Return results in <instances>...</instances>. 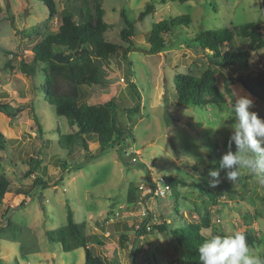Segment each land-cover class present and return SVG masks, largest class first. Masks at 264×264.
Segmentation results:
<instances>
[{
	"label": "rangeland",
	"instance_id": "374dc122",
	"mask_svg": "<svg viewBox=\"0 0 264 264\" xmlns=\"http://www.w3.org/2000/svg\"><path fill=\"white\" fill-rule=\"evenodd\" d=\"M100 1L105 10L104 19L110 25L105 37L119 46L117 56L108 67L113 83L106 88L79 85L78 104L91 102L103 108L107 101L115 98L120 105L118 121L124 128L131 129L132 135L122 152L116 146L90 159L79 170L63 172L58 160L67 159L72 164L83 162L85 158L84 150L79 148L75 158L69 159L59 143L60 133L72 132L77 126L71 127L68 119L58 116L46 101V74L39 70L46 65L40 62L34 76L21 68L22 62L33 63L31 48L41 38L29 36L30 29L47 26L56 31L60 15L49 20L48 8L39 0H8L9 13L7 0H0V48L13 53L0 49V103L23 105V111L15 119L5 114L0 118V129L8 139L7 149H0V175L5 174L11 182L10 191L0 205V227L5 221H11L12 233L21 235L18 241L0 238V264H84V248L66 252L61 243L52 242L47 236L49 230L66 224L69 207L77 222L88 224L89 232L97 230L107 237L105 246H91L96 255L111 258L115 254L121 264H188L169 232L155 231L148 237L137 238V229L146 220L149 225L167 222L170 229L182 227L187 218L198 220V210L203 209L204 200L213 212L212 227L204 229V235L211 236L214 230L230 233L252 229L258 242L251 247H259L256 254L264 258V187L247 170H241L238 180L232 183L219 165L234 132L231 125L235 120L229 112L234 101L228 96L223 107L206 108L177 103L176 75L201 74L210 64V54L188 47L183 41H177L174 47L161 53L145 51L153 23L182 14H190L193 19L189 27L178 32L182 40L204 29L235 27L248 22H259L264 33L262 0L184 3L154 0L156 12L146 17L145 5L151 0ZM56 3L61 13L69 1L56 0ZM11 15L14 24L9 19ZM130 24L134 25L133 40L140 48L131 50L127 61L123 52L130 43L123 39L122 32L130 28ZM166 37L177 40L176 36ZM237 44L247 47L240 37ZM251 61L254 70L264 68V50L253 54ZM218 71V82L225 89L226 80L233 72L221 67ZM131 83L136 84L142 100L140 112L128 115L123 108L138 102ZM231 87L235 98L243 95L252 99L250 111L264 119V104L243 82L237 81ZM37 119L43 126V137L38 134ZM90 145L92 153L96 154L99 145L96 138ZM201 148L207 151L201 152ZM235 150L232 142V151ZM32 156L42 158L43 163L39 171L26 176L30 169L26 161ZM191 159L195 162L191 163ZM210 169L220 171V183L215 187L208 184L213 193L220 196L215 203L208 196H201L199 186L193 185L203 180L208 183ZM39 176L49 187L35 186ZM61 176L64 179L58 182ZM162 177H178L187 180L189 185L166 189L162 197L151 195L153 197L146 198L138 208L127 207L131 182L143 185L148 197L149 187L158 184ZM220 189L225 193L223 196ZM40 195L44 196V205ZM98 223H104V228ZM122 233L129 236L126 247H121ZM135 248L137 251L133 254Z\"/></svg>",
	"mask_w": 264,
	"mask_h": 264
},
{
	"label": "trees",
	"instance_id": "16d2710c",
	"mask_svg": "<svg viewBox=\"0 0 264 264\" xmlns=\"http://www.w3.org/2000/svg\"><path fill=\"white\" fill-rule=\"evenodd\" d=\"M45 4L49 11V20H53L60 15L59 27L56 31L32 27L29 36L41 37L33 46V63L22 62L21 68L25 73L34 76L38 71V64L44 63L46 66L40 68L46 74L45 79V98L54 108L60 117H65L71 127L77 126V129L69 133H60V146L67 151L69 159L75 158L76 151L81 148L85 152L83 162L70 164L67 159L58 160L57 164L63 172L76 171L82 168L83 164L90 159L99 156L116 146L121 150L129 145L127 142L132 135L131 129L124 128L118 121L119 103L115 98L105 103V106L98 107L91 102L78 104L79 85L86 84L91 87H109L113 81L109 78L108 67L112 59L116 57L119 50L118 44L106 39L105 33L110 28L109 23L104 19L105 10L100 0H68L67 6L59 13L56 0H39ZM168 0H160L166 3ZM178 2H188L190 0H172ZM94 5V6H93ZM264 7V0H262ZM156 1L151 0L145 5L144 17L156 12ZM7 11L11 13V7L7 0ZM12 23H15L13 15L9 16ZM193 22L190 14L171 16L154 22L148 36V46L145 49L147 53H161L176 45L177 41H183L188 47H193L201 51H207L210 54V64L201 74L178 73L176 75V95L178 105H193L195 107L206 108L208 106L223 107L228 96L235 102V95L232 85L241 81L251 87L252 94L256 99L264 104V68L254 70L252 68L251 58L253 54L264 50V33L259 22H248L235 27H224L220 29H204L192 37L182 40L179 31L189 27ZM166 35L176 36L177 40H172ZM134 25L126 28L122 32L124 40L130 43V46L124 50L123 57L129 61V52L133 49H139L134 40ZM237 37L242 38L247 47H241L237 44ZM62 49L64 53L71 51L84 50L80 55L74 56L67 63H58L53 60L56 49ZM4 50L7 54H13L12 51ZM131 64V63H130ZM218 67L228 69L233 72L226 80L225 89L221 88L217 74ZM237 73L236 76L234 74ZM131 91L138 97L135 106L128 105L123 110L128 115L139 113L141 110V96L135 83L130 84ZM23 111V105L15 107L10 103H0V118L2 114L11 119H15ZM38 134L44 136V129L37 119ZM96 138L98 142V152L92 153L90 142ZM8 139L0 129V149H7ZM29 171L26 176L35 174L41 168L43 159L39 157H30L27 161ZM72 165V166H71ZM224 174L223 187H225L226 176ZM64 176L59 178L63 181ZM164 185L170 190H175L180 184L189 185L187 180L178 177H162ZM57 182V183H58ZM56 183V184H57ZM193 185L199 186L201 196H208L212 203L217 201L220 196L213 193L208 187L207 181L200 183L194 182ZM11 182L5 174L0 175V205L4 202L5 195L10 191ZM35 186L49 187L47 181L40 176L35 181ZM143 185L137 182H131L127 190V207L135 209L146 200ZM264 187V185H263ZM223 196V190L220 189ZM152 193L148 198L151 199ZM157 198L158 196L155 195ZM161 197V196H160ZM203 202V209L198 210L199 218L190 219L186 215H179L187 218L184 225L179 228H169L167 222L160 224H151L145 221L137 229V238L148 237L156 232H169L172 238L180 246L183 256L188 264H199L198 247L205 239L213 235H225L224 231L214 230L211 236L202 233L204 229L212 227V209ZM107 220V219H106ZM5 221V220H4ZM99 224V223H98ZM99 227L104 228V223ZM100 229V230H101ZM14 225L11 221H5L0 227V238H11L18 241L21 235L12 233ZM243 232L250 246L258 242V238L252 229H245ZM48 238L52 242L61 243L64 251L70 252L79 248H84L86 258L84 264H121L117 255L111 258L96 255L92 251V245H106V238L100 231L89 232L86 222H77L74 218V212L69 207L67 222L55 230L47 232ZM129 236L126 233L121 234V247H126ZM137 242V241H136ZM136 249V248H135ZM133 250V254L137 251ZM264 260V258H262Z\"/></svg>",
	"mask_w": 264,
	"mask_h": 264
},
{
	"label": "clouds",
	"instance_id": "9594fccd",
	"mask_svg": "<svg viewBox=\"0 0 264 264\" xmlns=\"http://www.w3.org/2000/svg\"><path fill=\"white\" fill-rule=\"evenodd\" d=\"M253 101L247 96L235 98L229 112L235 123L231 135L228 151L222 155L220 169L226 170L227 179L236 182L241 170L255 177L256 181L264 185V119L254 111ZM232 142L236 146L232 151ZM206 152V148H201ZM191 163L195 161L191 159ZM220 171L210 169L207 174L208 184L215 187L220 183ZM259 247L252 248L246 235L240 231H232L225 235H213L205 239L198 247L199 264H264L258 253Z\"/></svg>",
	"mask_w": 264,
	"mask_h": 264
},
{
	"label": "water",
	"instance_id": "95a60500",
	"mask_svg": "<svg viewBox=\"0 0 264 264\" xmlns=\"http://www.w3.org/2000/svg\"><path fill=\"white\" fill-rule=\"evenodd\" d=\"M83 52H84V50H78V51H71V52H69V53L66 54L63 51H58L53 56V60L56 61V62H58V63L67 64V63H69L72 60V58L74 56L80 55ZM244 84L247 87V89L250 92H252L251 87L248 86L246 83H244ZM43 197H44L43 195H40V198H39L40 199V202L42 203V205H44V203H43Z\"/></svg>",
	"mask_w": 264,
	"mask_h": 264
},
{
	"label": "built area",
	"instance_id": "2783aa9c",
	"mask_svg": "<svg viewBox=\"0 0 264 264\" xmlns=\"http://www.w3.org/2000/svg\"><path fill=\"white\" fill-rule=\"evenodd\" d=\"M160 185H163L164 187H162ZM142 188L145 190L144 186H142ZM149 188H150V190L148 191L149 194L152 193V195H154V196L156 195V196H161V197L166 194V189H169L168 187H166L164 185L163 179L162 180L160 179V181H158V184H156L155 186L154 185L150 186ZM149 194H148V196H149ZM147 210H148V208H147ZM147 212L146 213L144 212L143 214L146 215Z\"/></svg>",
	"mask_w": 264,
	"mask_h": 264
},
{
	"label": "crops",
	"instance_id": "0c3cea01",
	"mask_svg": "<svg viewBox=\"0 0 264 264\" xmlns=\"http://www.w3.org/2000/svg\"><path fill=\"white\" fill-rule=\"evenodd\" d=\"M148 198V197H147Z\"/></svg>",
	"mask_w": 264,
	"mask_h": 264
}]
</instances>
